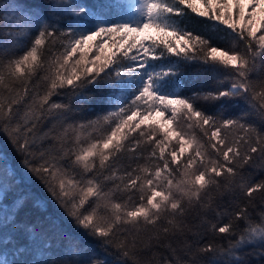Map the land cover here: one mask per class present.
Wrapping results in <instances>:
<instances>
[{
    "label": "snow or ice",
    "instance_id": "obj_1",
    "mask_svg": "<svg viewBox=\"0 0 264 264\" xmlns=\"http://www.w3.org/2000/svg\"><path fill=\"white\" fill-rule=\"evenodd\" d=\"M0 264H264V0H0Z\"/></svg>",
    "mask_w": 264,
    "mask_h": 264
},
{
    "label": "trees",
    "instance_id": "obj_2",
    "mask_svg": "<svg viewBox=\"0 0 264 264\" xmlns=\"http://www.w3.org/2000/svg\"><path fill=\"white\" fill-rule=\"evenodd\" d=\"M0 150L11 154V147L8 145V143L4 140L3 137H0Z\"/></svg>",
    "mask_w": 264,
    "mask_h": 264
}]
</instances>
